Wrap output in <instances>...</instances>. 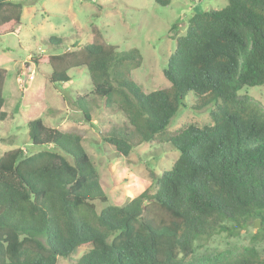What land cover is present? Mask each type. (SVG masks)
<instances>
[{
  "label": "trees",
  "instance_id": "16d2710c",
  "mask_svg": "<svg viewBox=\"0 0 264 264\" xmlns=\"http://www.w3.org/2000/svg\"><path fill=\"white\" fill-rule=\"evenodd\" d=\"M21 12V1L0 0V36L19 27ZM174 40L162 69L169 86L151 91L130 79L139 51H118L96 28L79 51L47 57V80L58 88L70 82V70H86L93 97L74 101L86 120L95 98L101 109L123 113L126 123L104 138L118 153L166 136L178 155L154 177L151 193L98 208L107 198L81 136L29 120L37 150L0 155V264H56L80 245L90 248L75 264H264L253 249L198 254L195 243L220 232L236 236L254 218L264 231V108L242 92L264 84V0L194 12ZM47 44L60 49L63 40L51 35ZM5 77L0 68V119ZM188 94L194 108L211 106V124L168 133Z\"/></svg>",
  "mask_w": 264,
  "mask_h": 264
},
{
  "label": "rangeland",
  "instance_id": "374dc122",
  "mask_svg": "<svg viewBox=\"0 0 264 264\" xmlns=\"http://www.w3.org/2000/svg\"><path fill=\"white\" fill-rule=\"evenodd\" d=\"M22 3L21 24L11 33L0 36V68L6 70L0 119V155L12 148L26 153L33 150L28 137L27 122L41 118L49 127L78 133L82 145L93 162L107 200L106 205L123 206L145 190L150 193L154 177L169 169L178 152L166 140L155 136L149 142H135L128 155L118 153L105 141L113 125L122 127L126 119L118 108L101 109L92 106L86 120L74 103L78 94L89 95L90 80L82 67L69 71L71 80L61 88L47 80L50 66L48 56L75 50L91 40L92 28L99 29L103 40L117 46L118 51L137 49L142 61L130 72V79L145 91L166 88L163 76L168 56L175 47L174 37L185 32L187 17L200 10L221 9L226 0H170L159 6L154 0H18ZM63 40L55 49L47 44L49 36ZM74 45V46H72ZM37 60V61H36ZM32 74L33 78L28 79ZM247 93L264 108V84L246 87ZM168 125V133L195 124H211L208 110L194 108L196 99L188 94ZM257 218L239 230L236 236L225 232L196 240L198 254L253 249L264 258V231ZM90 248L80 245L69 258L59 257L56 264H75ZM249 253V252H247Z\"/></svg>",
  "mask_w": 264,
  "mask_h": 264
},
{
  "label": "water",
  "instance_id": "95a60500",
  "mask_svg": "<svg viewBox=\"0 0 264 264\" xmlns=\"http://www.w3.org/2000/svg\"><path fill=\"white\" fill-rule=\"evenodd\" d=\"M255 226H259V219H257V221L254 222Z\"/></svg>",
  "mask_w": 264,
  "mask_h": 264
},
{
  "label": "clouds",
  "instance_id": "9594fccd",
  "mask_svg": "<svg viewBox=\"0 0 264 264\" xmlns=\"http://www.w3.org/2000/svg\"><path fill=\"white\" fill-rule=\"evenodd\" d=\"M30 75H32V74H30ZM30 75H29V76H30ZM29 76H28V79H30ZM32 78H33V75H32ZM32 78H31V79H32Z\"/></svg>",
  "mask_w": 264,
  "mask_h": 264
},
{
  "label": "built area",
  "instance_id": "2783aa9c",
  "mask_svg": "<svg viewBox=\"0 0 264 264\" xmlns=\"http://www.w3.org/2000/svg\"><path fill=\"white\" fill-rule=\"evenodd\" d=\"M29 78L31 79L32 78V75H30Z\"/></svg>",
  "mask_w": 264,
  "mask_h": 264
}]
</instances>
